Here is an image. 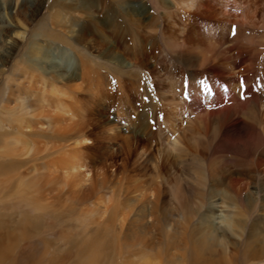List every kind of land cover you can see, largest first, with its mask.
<instances>
[{"label": "rangeland", "instance_id": "1", "mask_svg": "<svg viewBox=\"0 0 264 264\" xmlns=\"http://www.w3.org/2000/svg\"><path fill=\"white\" fill-rule=\"evenodd\" d=\"M181 1L0 0V162L23 139L35 169L23 189L0 174V250L23 214L44 212L32 194L45 173L58 205L68 190L88 198L40 258L50 250L75 264L79 249L96 248L90 233L104 239L105 264H141L140 253L193 264L191 250L199 264H264V0ZM251 6L255 24L238 18ZM55 126L73 131L57 138ZM173 134L184 151L166 152ZM57 159L83 167L74 186L48 165ZM96 203L101 219L86 215ZM221 210L231 229L215 228Z\"/></svg>", "mask_w": 264, "mask_h": 264}, {"label": "bare ground", "instance_id": "2", "mask_svg": "<svg viewBox=\"0 0 264 264\" xmlns=\"http://www.w3.org/2000/svg\"><path fill=\"white\" fill-rule=\"evenodd\" d=\"M114 1L120 2L121 0H114ZM195 1L196 0H189L190 3H188L187 0L181 1V2H184L186 6H190V5L195 6L194 3L195 4L197 3ZM243 11H244L243 15L238 16V18H242L248 24H251V23L255 24V21H254L255 14L254 13L256 12V8H254L252 6L251 7H245V10H243ZM45 51H46V49L44 47L37 46L35 53H36L37 57L41 58V55H44ZM118 64H120V63H118ZM88 96H90V94ZM57 104L62 106V103L59 101L57 102ZM21 122H23V120H21ZM24 126H22V127H24ZM55 130H56L55 132L57 133L56 134L57 138H58V136L61 138H64V137L66 138L67 135H70L68 133L73 131V128L72 127H66V128H64V132H61L60 129L55 126ZM61 130L63 131L62 128H61ZM3 132H4L5 137H7V134L11 133L10 131H6V132L3 131ZM263 133H264V131H263ZM5 140H6L5 141V144H6L9 141V138H6ZM10 140H11V138H10ZM18 142H19V139H16L15 143H11L13 146H10L9 144H7V148L9 150H12L14 152V155L13 154L3 155L4 159L0 162L1 163L0 164V174L6 175V177H7L6 180H8V181H9V179L14 178L15 176L21 178L18 187L22 186L21 189H23L27 184V182H26L27 179H25V178H27V176H29L30 174L34 173L35 169H34V166H31L29 168L27 166L28 160L23 159L25 157L24 155L28 152V149L26 147L27 143H25L23 139H20V142L19 143ZM89 143H90V141H89ZM19 145L22 146L26 150L24 152L19 151L20 150ZM166 146H168V149L166 150V152H168V151L170 152V151H173L176 149H181L184 151L183 142H182L181 138L178 137L177 134H173L171 137H169L168 144ZM48 150H50V148H48ZM44 151L45 150H43V152ZM17 159H19V160H17ZM57 161L58 162L60 161V163H58ZM57 161L53 160L52 164L49 163L48 165L51 167L52 166L61 167L64 170H68V171H66L67 172L66 176H68V174H69L70 177L68 176L67 182H69L71 186H74V184H76V183H74V181L75 182L77 181L76 177H79L78 172L80 171V169H83V167L74 166V165L69 166L70 162L66 161V163L63 164V163H61V160H59V159H57ZM47 176H49V178H50V176L53 178L56 177V175H54V174H50ZM44 177H46L45 173L39 174L36 177L35 185H33V187H34L33 193L34 194H32V196L34 195L32 197V199L34 201L40 203V206H41L40 209L42 208L44 210V212H41V214L39 216L33 217V219H30V217H28L27 214H23L22 218L20 217L21 218V219H19L20 223L19 222H18L19 224L15 223L16 225L13 227L12 234L10 235L11 240H10L9 248L7 247L6 250H4V249L0 250V264H3L4 258H6L7 260H11L10 263L8 262L9 264H64V263L69 262L70 258H68L67 260H65L66 258L59 260V261L55 260V258L53 256V253H55V252H51L50 250H47L48 252L45 254L46 257L43 256V258L38 257L36 252L38 251L41 242L45 243L48 240L47 239L48 237H51V238L54 237L56 244H57V241L63 240L64 232L66 229L69 228L68 226H66V223H67V221L71 220V215H73V213H74V210H73L74 207L73 206L74 205L76 206L77 204L79 205V204L83 203L84 201L87 200L88 197L85 193L83 194L82 191L68 190L69 191V195H68L69 197H66V198L63 197L66 199V201L68 200L67 207L63 206V204L58 205V203L60 202V200L62 198V195L60 194L61 191L58 189L57 185L52 184L53 181L49 180L48 177H46L44 179ZM71 179H73V180H71ZM6 180H4V181H6ZM69 180H71L73 182H71ZM83 181L87 182L88 179L83 178ZM1 182L2 181L0 180V186H2ZM203 182H204V179H203ZM31 183H32V180H30L28 182V184H30V188H31ZM32 184H34V183H32ZM83 184H85V183H82L80 185L82 186ZM103 185H104V182H100L98 184L99 188L102 187ZM26 187H28V186H26ZM88 187H90V186L88 185ZM88 192H90V191H88ZM23 193H24V191H23ZM21 194H20V196L23 195V194L22 195ZM104 204L105 203H103V205L96 203L94 205V207H92L90 210H88L86 215L93 217L94 216L93 214H99L97 216H99L98 218L101 219V217H103L107 213V208ZM33 206H35L34 203H33ZM213 206L214 207L216 206V208L218 207L216 205V202L213 203ZM23 208H25V207H23ZM48 209H50V210H48ZM145 209H147V208L144 205L141 208V213L144 212ZM213 210H215V209H213ZM61 215H63V216H61ZM137 216H138L137 217L138 220L143 219V217H145V215H143V214H139ZM188 216H189V214L187 212H185V211L181 212L180 217H181L182 221L187 223L188 222V218H187ZM211 217H212L213 223L215 225V228L217 230L222 229L223 231H225V228L231 229L230 226H231L232 221L227 216L226 213L222 212V210L219 213H215L214 211H212ZM0 221H2V220H0ZM97 223H99V225L103 224L102 225L103 231H104V233H106L107 226H105V221L102 220L100 222L98 221ZM210 223H212V222H210ZM122 226H123V224H122ZM122 226H121V228H122ZM85 229L87 230V226ZM122 231H123L122 229L121 230L119 229L117 231L118 235H119V233L121 235ZM92 237L93 236H90V233H87L86 238L87 239L89 238L90 240L93 239L96 248L91 246L89 248L84 247V248L79 249V251L81 253H84L83 254L84 256H82L79 261L77 259H74L72 263H75V264H105V261H106L105 257L106 256H103V254H101L102 252L100 251L101 249L105 250V248L103 245H101V246L99 245L101 243V241H103L104 239L97 240V239L92 238ZM65 243L72 246L73 241L72 242H65ZM126 246L128 248H131L130 244H126ZM185 249H186L185 255L188 256V250H189L188 244H186ZM53 250H54V247L52 248V251ZM49 251H50V253H49ZM38 253H40V252H38ZM170 254H172V253H170ZM174 254L176 255V253H173V255ZM118 255H120V254H118ZM72 256L74 257V255H72ZM72 256H71V258H73ZM139 256H140L139 261L141 264H155L154 263L155 261H153V262L150 261V259H148L146 254L140 253ZM181 256L182 255L176 256V258L178 259V264H182L183 256L182 257ZM190 256H192L193 264H199L197 257H196V253L193 250H191ZM64 257H66V255H64ZM174 260H176V259L174 258ZM132 263L130 262L127 264H132ZM107 264H108V262H107ZM188 264H190L189 261H188Z\"/></svg>", "mask_w": 264, "mask_h": 264}]
</instances>
